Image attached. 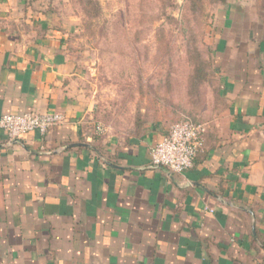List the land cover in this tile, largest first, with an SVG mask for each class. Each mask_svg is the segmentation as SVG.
Segmentation results:
<instances>
[{"label": "crops", "instance_id": "crops-1", "mask_svg": "<svg viewBox=\"0 0 264 264\" xmlns=\"http://www.w3.org/2000/svg\"><path fill=\"white\" fill-rule=\"evenodd\" d=\"M61 1L0 0V117H65L15 141L0 128V264H264V13L244 0L219 20L226 107L175 173L149 161L169 126L97 132Z\"/></svg>", "mask_w": 264, "mask_h": 264}, {"label": "rangeland", "instance_id": "rangeland-1", "mask_svg": "<svg viewBox=\"0 0 264 264\" xmlns=\"http://www.w3.org/2000/svg\"><path fill=\"white\" fill-rule=\"evenodd\" d=\"M245 1L256 3L260 18L264 0ZM245 1L202 0L194 10L192 0H62V13L76 22L70 47L83 67L96 123L105 132L131 136L154 123L170 126L194 116L186 113L195 94L188 88L185 48L197 37L215 67L213 32L220 19L241 13L237 5ZM201 98L206 103L197 118L205 121L212 98L207 92Z\"/></svg>", "mask_w": 264, "mask_h": 264}, {"label": "built area", "instance_id": "built-area-1", "mask_svg": "<svg viewBox=\"0 0 264 264\" xmlns=\"http://www.w3.org/2000/svg\"><path fill=\"white\" fill-rule=\"evenodd\" d=\"M64 121L62 113L52 111L3 114L0 117V128L9 141H15L30 132L44 135ZM96 130L101 132L103 127L98 123ZM205 130V123L193 122L187 118L172 123L166 135L150 148V163L175 173L191 168L203 148Z\"/></svg>", "mask_w": 264, "mask_h": 264}, {"label": "trees", "instance_id": "trees-1", "mask_svg": "<svg viewBox=\"0 0 264 264\" xmlns=\"http://www.w3.org/2000/svg\"><path fill=\"white\" fill-rule=\"evenodd\" d=\"M226 0H213V3H225ZM192 7L194 10L197 8H202V0H192ZM188 39V38H187ZM191 46L188 44L185 48L186 59L189 62L191 67L187 83L189 91L195 94V99L187 106L186 113L188 115L194 116H186V117H172L176 121L187 118L197 123H204L201 119L197 118L199 111L204 109V102H202V93L207 92L209 96H211V102H209L210 110L207 115L211 118L213 114L220 113L226 107L225 99L221 94V83L217 78V72L214 66L211 65V61L209 60V55L212 53L208 50L202 51L199 46V40L197 37L192 38ZM206 103V102H205ZM200 116V115H199ZM198 116V117H199ZM196 117V118H195ZM208 119V118H207ZM173 122V123H174ZM165 126H168V122H162ZM146 129L142 131H136L131 136H139Z\"/></svg>", "mask_w": 264, "mask_h": 264}]
</instances>
